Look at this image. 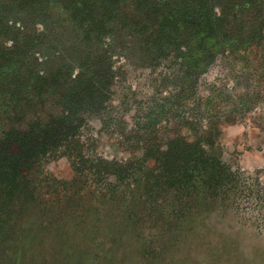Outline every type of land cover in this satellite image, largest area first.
Segmentation results:
<instances>
[{"label": "rangeland", "instance_id": "374dc122", "mask_svg": "<svg viewBox=\"0 0 264 264\" xmlns=\"http://www.w3.org/2000/svg\"><path fill=\"white\" fill-rule=\"evenodd\" d=\"M166 1L154 0L156 4ZM43 5L34 13L3 5L0 21L20 36L43 38L33 53L41 73L62 64L73 67L71 78L75 79L81 73L82 58L88 56L91 62L108 65V109L102 120L94 117L78 132L81 140L92 145L86 150L89 156L119 162L142 157L143 132H192L191 121L202 120L208 129L217 120V150L236 175V185L229 188L236 187L224 200L179 216L170 211V204L157 201L153 205L143 197L141 177L127 176L117 186L99 187L95 180L74 187L69 161H53L48 173L59 183L40 186L35 197L17 205L3 201L0 264H264L261 71L252 83L239 76L238 85L224 61L229 52H222L195 84L200 105L193 97L186 104L174 102L181 86L163 85V80L171 73L177 75L180 65L170 70L169 58L143 50L141 37L132 28L117 23L114 35L101 38L98 44L86 41L85 49L84 35L64 7L53 0H44ZM185 41L175 42L181 53L188 51ZM173 48L177 55V47ZM215 95L214 107L204 112ZM232 101L238 107L226 116L225 108ZM213 112H220V117H212Z\"/></svg>", "mask_w": 264, "mask_h": 264}, {"label": "trees", "instance_id": "16d2710c", "mask_svg": "<svg viewBox=\"0 0 264 264\" xmlns=\"http://www.w3.org/2000/svg\"><path fill=\"white\" fill-rule=\"evenodd\" d=\"M53 1L70 14L84 35L85 49L86 41L98 44L101 38L114 35L120 23L141 37L143 50L169 58L170 70L180 65L177 75L171 73L163 80V85L181 86L174 102L186 104L193 97L200 105L194 89L198 77L225 51L229 55L224 61L238 85L239 76L245 83H252L260 71L264 77V0ZM43 3L0 0V7L14 5L23 13H34ZM42 39L36 34H15L0 21V212L6 209L5 199L17 205L35 197L40 186L59 183L47 167L60 159L69 161L74 187L95 180L99 187L117 186L127 176L141 177L143 197L153 205L157 201L170 204V211L179 216L224 200L235 189L229 187L236 185V175L217 150V120L208 129L202 120L191 121L192 132H143L142 157L119 162L89 156L86 150L92 145L81 140L78 132L94 117L102 120L108 109L109 67L102 61L91 62L88 56L82 58L81 73L75 79L71 78L73 67L62 64L41 73L33 53ZM182 39L189 43L187 53H181L175 43ZM216 97L208 99L204 112L214 107ZM232 107H238L234 101L226 106V116L235 111ZM218 113L212 117L219 118Z\"/></svg>", "mask_w": 264, "mask_h": 264}]
</instances>
